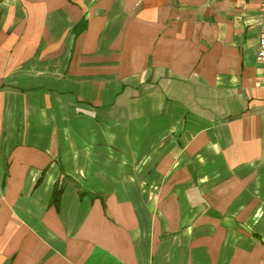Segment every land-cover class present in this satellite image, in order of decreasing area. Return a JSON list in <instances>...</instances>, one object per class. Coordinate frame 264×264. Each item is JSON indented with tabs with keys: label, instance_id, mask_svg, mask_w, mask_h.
<instances>
[{
	"label": "crops",
	"instance_id": "1",
	"mask_svg": "<svg viewBox=\"0 0 264 264\" xmlns=\"http://www.w3.org/2000/svg\"><path fill=\"white\" fill-rule=\"evenodd\" d=\"M260 4L0 0V264H264Z\"/></svg>",
	"mask_w": 264,
	"mask_h": 264
},
{
	"label": "built area",
	"instance_id": "2",
	"mask_svg": "<svg viewBox=\"0 0 264 264\" xmlns=\"http://www.w3.org/2000/svg\"><path fill=\"white\" fill-rule=\"evenodd\" d=\"M261 23L259 26V39H258V53L257 58L260 62L264 63V0L260 4Z\"/></svg>",
	"mask_w": 264,
	"mask_h": 264
},
{
	"label": "trees",
	"instance_id": "3",
	"mask_svg": "<svg viewBox=\"0 0 264 264\" xmlns=\"http://www.w3.org/2000/svg\"><path fill=\"white\" fill-rule=\"evenodd\" d=\"M62 194V188L60 185H56L54 193H53V199L52 202L56 205H59L60 199Z\"/></svg>",
	"mask_w": 264,
	"mask_h": 264
}]
</instances>
